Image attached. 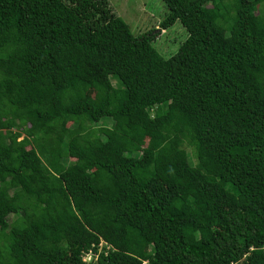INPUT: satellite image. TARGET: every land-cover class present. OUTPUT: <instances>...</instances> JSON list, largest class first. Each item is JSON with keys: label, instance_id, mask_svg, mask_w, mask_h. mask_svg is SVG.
I'll return each mask as SVG.
<instances>
[{"label": "trees", "instance_id": "16d2710c", "mask_svg": "<svg viewBox=\"0 0 264 264\" xmlns=\"http://www.w3.org/2000/svg\"><path fill=\"white\" fill-rule=\"evenodd\" d=\"M161 1L0 0V264H264V0Z\"/></svg>", "mask_w": 264, "mask_h": 264}, {"label": "rangeland", "instance_id": "374dc122", "mask_svg": "<svg viewBox=\"0 0 264 264\" xmlns=\"http://www.w3.org/2000/svg\"><path fill=\"white\" fill-rule=\"evenodd\" d=\"M111 11L121 17L129 26L134 35L152 31L155 35L153 46L165 58L176 52L179 45L186 39L187 33L179 22H176L171 28L162 30L159 26L167 10L161 0H109ZM257 12L264 15V5L257 7ZM116 87V81H112ZM93 94V92H90ZM111 127V122H105ZM67 128L76 132V126L67 124ZM14 132H17L14 130ZM22 139V135L18 140ZM144 147V146H142ZM189 154V150L187 151ZM71 161H74L71 159ZM190 162L193 163L192 158ZM15 219L14 215L7 218L8 223Z\"/></svg>", "mask_w": 264, "mask_h": 264}, {"label": "built area", "instance_id": "2783aa9c", "mask_svg": "<svg viewBox=\"0 0 264 264\" xmlns=\"http://www.w3.org/2000/svg\"><path fill=\"white\" fill-rule=\"evenodd\" d=\"M84 260H85L86 262H88V261H89V257H88L87 259L85 258Z\"/></svg>", "mask_w": 264, "mask_h": 264}]
</instances>
